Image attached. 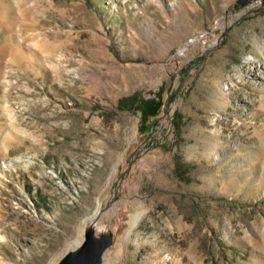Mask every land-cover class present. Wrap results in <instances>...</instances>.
<instances>
[{"label": "rangeland", "instance_id": "rangeland-1", "mask_svg": "<svg viewBox=\"0 0 264 264\" xmlns=\"http://www.w3.org/2000/svg\"><path fill=\"white\" fill-rule=\"evenodd\" d=\"M89 228L103 264H264V0H0V264Z\"/></svg>", "mask_w": 264, "mask_h": 264}, {"label": "water", "instance_id": "water-1", "mask_svg": "<svg viewBox=\"0 0 264 264\" xmlns=\"http://www.w3.org/2000/svg\"><path fill=\"white\" fill-rule=\"evenodd\" d=\"M90 231H91V228H89V230L84 233V240L75 249L66 252L67 254H72L73 253V263L72 264H103L105 252H106V250L108 249V247L111 244V240H112L111 234H110V240H109V242L99 252V255H103V260L100 261L98 259L99 258L98 256H97V258H93L92 255L91 256L90 255H87L85 253V251L83 253L82 248L85 247V246L86 247L89 246L90 247V250H91V240H90V236H89V232ZM61 262L62 261H58L57 264H61Z\"/></svg>", "mask_w": 264, "mask_h": 264}, {"label": "trees", "instance_id": "trees-1", "mask_svg": "<svg viewBox=\"0 0 264 264\" xmlns=\"http://www.w3.org/2000/svg\"><path fill=\"white\" fill-rule=\"evenodd\" d=\"M243 3L244 2L242 1L241 4H243ZM139 100L140 99L138 98V94H135L129 98L122 99L120 101L119 106L121 108L122 107L124 108V107L128 106V103H130V102L138 104L137 107L141 111L142 119L144 122L147 121V119L149 118L150 115L156 116L158 114L159 105H157L154 100H147V101H141V100L139 101ZM146 105H148V108H149V106H150V108H152L151 105H154L152 111H149L148 108L146 107Z\"/></svg>", "mask_w": 264, "mask_h": 264}, {"label": "bare ground", "instance_id": "bare-ground-1", "mask_svg": "<svg viewBox=\"0 0 264 264\" xmlns=\"http://www.w3.org/2000/svg\"><path fill=\"white\" fill-rule=\"evenodd\" d=\"M98 213H99V211H97V214L96 215H98ZM100 221V223H101V217H100V219H99ZM100 223H96L95 224V226L96 227H98L100 230H101V234H103L105 237H108V235H109V231H110V229H109V227L108 226H105V225H102V224H100ZM94 227V226H93ZM89 236H90V240H93V241H91V250H90V247L89 246H87V247H84L82 250H83V253H84V251H85V253L87 254V255H92L93 256V258H97L96 257V253H97V251H96V249H94L95 247H94V238L96 237V234L94 233V231L92 230V232L90 231L89 232ZM91 253V254H90ZM61 259V260H60ZM58 261H62L61 262V264H72L73 263V253L72 254H67V253H65L61 258H60ZM58 263V262H57ZM56 263V264H57Z\"/></svg>", "mask_w": 264, "mask_h": 264}]
</instances>
